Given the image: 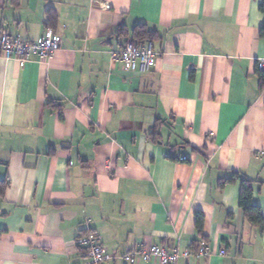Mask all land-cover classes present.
Returning <instances> with one entry per match:
<instances>
[{"label": "crops", "instance_id": "0c3cea01", "mask_svg": "<svg viewBox=\"0 0 264 264\" xmlns=\"http://www.w3.org/2000/svg\"><path fill=\"white\" fill-rule=\"evenodd\" d=\"M261 2L0 0V32L37 43L50 11L62 40L46 61L0 57V264H85L82 231L106 264L138 246L186 251L195 212L211 255L177 264H264L240 183L218 188L233 172L252 181L264 218ZM138 24L155 33L146 73L110 55Z\"/></svg>", "mask_w": 264, "mask_h": 264}, {"label": "built area", "instance_id": "2783aa9c", "mask_svg": "<svg viewBox=\"0 0 264 264\" xmlns=\"http://www.w3.org/2000/svg\"><path fill=\"white\" fill-rule=\"evenodd\" d=\"M102 9L107 11L110 6L102 3ZM61 38L53 30L47 28L42 39L37 43L23 41L19 37H11L7 32H0V57L6 61L13 60L18 63L28 61H46L53 57L60 48ZM111 61L124 66L129 71L146 73L155 65V53L151 43H145L142 47H136L131 41H116L115 48L111 51ZM258 71L264 70V59L256 63ZM78 244L85 250L87 261L85 264H106L107 261L115 259L108 254L99 243L98 238L90 231L86 232ZM220 256L224 255L221 251ZM211 255L208 246L201 247L195 254L188 250L181 251L178 245L172 249L161 246H138L123 254L120 259L126 264H135L138 261L156 264H177L182 257L192 256L196 259H204Z\"/></svg>", "mask_w": 264, "mask_h": 264}, {"label": "trees", "instance_id": "16d2710c", "mask_svg": "<svg viewBox=\"0 0 264 264\" xmlns=\"http://www.w3.org/2000/svg\"><path fill=\"white\" fill-rule=\"evenodd\" d=\"M259 11L263 15V23L259 30V36L264 37V0L259 5ZM56 21V16L54 13L48 11L47 12V18L45 25L47 28H53ZM118 36L120 38H124L126 36H129L131 39V42L136 47H142L145 43H150L152 39L155 37V33L148 30L146 25L144 24H138L133 31L129 34L127 32H124L123 30H120L118 32ZM257 70V69H256ZM257 78H258V89L263 90L264 89V70L263 71H256ZM47 106H56L53 105V103H48ZM57 108H61L62 105L56 106ZM163 125V122H161L159 119L155 121L154 127L152 131L148 134V138L152 143H158L159 141V134L158 129L159 127ZM194 152H197V150L193 149ZM239 182L241 189L239 194V200H238V206L246 219V221L250 224V226L262 229L264 227V218L260 212V209L252 204V195H253V182L241 177L238 173L233 172L229 178H224L219 180L218 182V188H222L226 184H231L234 182ZM7 183L5 181L0 182V196L3 194L4 189L6 188ZM194 229L196 233L198 234L199 239L196 241H193L189 247V252L191 254H195L201 247L208 246L206 238L203 236L202 230H203V214L201 212H195L194 213ZM85 233L82 231L80 232L78 239H80Z\"/></svg>", "mask_w": 264, "mask_h": 264}]
</instances>
